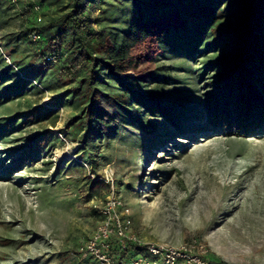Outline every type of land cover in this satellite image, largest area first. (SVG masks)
<instances>
[{
  "label": "rangeland",
  "instance_id": "rangeland-1",
  "mask_svg": "<svg viewBox=\"0 0 264 264\" xmlns=\"http://www.w3.org/2000/svg\"><path fill=\"white\" fill-rule=\"evenodd\" d=\"M64 3L42 5V22L35 24L18 1H0V69L27 76L31 88L0 105V124L32 106L50 104L69 87L42 88L37 46L18 39L26 27L45 24ZM241 17L225 11L222 20L233 25ZM7 39L14 54L4 47ZM185 40L173 48L170 44L154 62L162 80L146 89L172 108L170 103L177 102L174 109L185 115L176 113L178 126L150 113L136 123L119 122L113 135L94 140L95 162L79 152L80 137L68 127L78 111L72 106L60 105L49 118L0 136V238L10 239L0 244V264H85L77 246L99 219L90 210L92 198L104 199L110 191L120 196L124 216L143 240L180 244L199 239L211 260L264 264V129L239 137L209 123L205 105L222 71L203 69L212 53L204 50V39ZM29 65L33 70H27ZM44 130L57 135L55 146L48 144L38 161L9 173L34 134ZM147 138L158 140V147H150ZM70 159L78 165L68 164ZM82 162L96 175L110 168V182L90 192Z\"/></svg>",
  "mask_w": 264,
  "mask_h": 264
},
{
  "label": "trees",
  "instance_id": "trees-1",
  "mask_svg": "<svg viewBox=\"0 0 264 264\" xmlns=\"http://www.w3.org/2000/svg\"><path fill=\"white\" fill-rule=\"evenodd\" d=\"M37 1L44 6L58 0ZM18 2L31 14L32 0ZM94 9L99 10L95 17ZM225 11L241 14V20L226 24L222 20ZM35 32L39 39L33 42L30 35ZM192 36L204 39V50L212 52L202 63L203 69L222 71V80L205 105L209 123L239 137L264 129V0H65L45 24L26 27L18 39L37 46L35 58L43 65L38 68L42 88L69 87L50 104L13 114L0 124V136L26 122L49 118L60 105L72 106L78 111L68 120V127L80 137L79 152L95 162L94 140L113 135L119 122L136 123L150 113L178 126L185 115L174 109L177 102L170 103L176 106L172 108L146 89L149 83L162 80L152 68L158 57L170 44L173 48ZM7 40L4 47L14 54V45ZM9 79L13 82L4 84ZM26 79L9 68L0 69V105L31 89ZM140 125L147 131L146 124ZM57 141L50 130L34 134L9 173L32 165L48 144L52 148ZM147 141L150 147H158V140ZM68 164L77 163L70 159ZM86 179L90 192L102 183L87 174ZM90 210L97 213L95 208ZM9 242L0 238V244ZM131 250L123 256L130 258ZM84 263L93 264L89 259Z\"/></svg>",
  "mask_w": 264,
  "mask_h": 264
},
{
  "label": "built area",
  "instance_id": "built-area-1",
  "mask_svg": "<svg viewBox=\"0 0 264 264\" xmlns=\"http://www.w3.org/2000/svg\"><path fill=\"white\" fill-rule=\"evenodd\" d=\"M17 1L11 0L13 3ZM30 10L34 23H41L42 4L32 0ZM98 12V9H94L93 14L97 15ZM38 39L39 35L36 32L30 35L31 41L35 42ZM4 58L9 62L8 56L4 55ZM59 137L62 139L61 133ZM73 157L75 158V155ZM82 164L87 169L90 179L110 182L112 175L110 168L107 167L102 174L96 175L85 162ZM123 205L120 196L113 191L104 199L95 196L92 198V207L97 210L99 219L90 234L77 246V256L81 260L89 259L93 264H226L207 258L206 245L199 239H191L180 244L143 240L133 232L130 220L124 216ZM131 246L141 249L131 250ZM129 250L132 256L126 258L122 253Z\"/></svg>",
  "mask_w": 264,
  "mask_h": 264
},
{
  "label": "bare ground",
  "instance_id": "bare-ground-1",
  "mask_svg": "<svg viewBox=\"0 0 264 264\" xmlns=\"http://www.w3.org/2000/svg\"><path fill=\"white\" fill-rule=\"evenodd\" d=\"M188 35V34H187Z\"/></svg>",
  "mask_w": 264,
  "mask_h": 264
},
{
  "label": "crops",
  "instance_id": "crops-1",
  "mask_svg": "<svg viewBox=\"0 0 264 264\" xmlns=\"http://www.w3.org/2000/svg\"><path fill=\"white\" fill-rule=\"evenodd\" d=\"M26 17V16H25Z\"/></svg>",
  "mask_w": 264,
  "mask_h": 264
}]
</instances>
